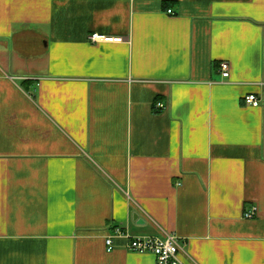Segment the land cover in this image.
Instances as JSON below:
<instances>
[{
    "label": "crops",
    "instance_id": "0c3cea01",
    "mask_svg": "<svg viewBox=\"0 0 264 264\" xmlns=\"http://www.w3.org/2000/svg\"><path fill=\"white\" fill-rule=\"evenodd\" d=\"M116 226L264 264V0H0V264H155Z\"/></svg>",
    "mask_w": 264,
    "mask_h": 264
},
{
    "label": "built area",
    "instance_id": "2783aa9c",
    "mask_svg": "<svg viewBox=\"0 0 264 264\" xmlns=\"http://www.w3.org/2000/svg\"><path fill=\"white\" fill-rule=\"evenodd\" d=\"M172 11H169L171 14ZM92 42H121V39H112L109 37L93 35ZM229 65L223 63L221 65V72L223 75L229 73ZM244 103L248 107H259L261 99L256 94H250L245 97ZM167 108L162 103H157L155 109L157 112L164 111ZM257 208L252 207L250 211L245 213L244 218L251 220L256 217ZM125 240L127 251L136 254H150L155 259V264H184L181 260V243L179 237L173 234H167L164 237H132L126 230L121 227H114L106 237L107 252L111 253L116 250V241Z\"/></svg>",
    "mask_w": 264,
    "mask_h": 264
}]
</instances>
